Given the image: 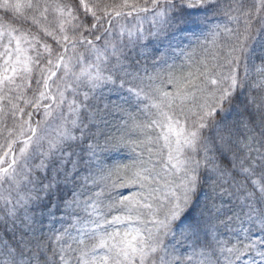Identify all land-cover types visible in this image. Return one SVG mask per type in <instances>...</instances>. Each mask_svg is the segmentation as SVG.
<instances>
[{"label":"snow or ice","instance_id":"6c2138e0","mask_svg":"<svg viewBox=\"0 0 264 264\" xmlns=\"http://www.w3.org/2000/svg\"><path fill=\"white\" fill-rule=\"evenodd\" d=\"M0 203L46 264H264V0H0Z\"/></svg>","mask_w":264,"mask_h":264},{"label":"clouds","instance_id":"9594fccd","mask_svg":"<svg viewBox=\"0 0 264 264\" xmlns=\"http://www.w3.org/2000/svg\"><path fill=\"white\" fill-rule=\"evenodd\" d=\"M7 187V185H5ZM0 215H3V204L0 203ZM47 229H44L46 232ZM30 236H33L32 233H29ZM36 237H40L41 233L38 231L35 234ZM0 239H8L9 245L12 248L16 249L14 254L15 259L23 258L25 260H30L31 264H36V259L38 258L40 264H46L47 253L43 249L37 248V240L33 239L30 246L25 247L24 242L20 240V233L17 232L15 238H12L9 234L6 233V228L3 224H0ZM10 253L8 252L7 247L0 248V264L9 257Z\"/></svg>","mask_w":264,"mask_h":264}]
</instances>
